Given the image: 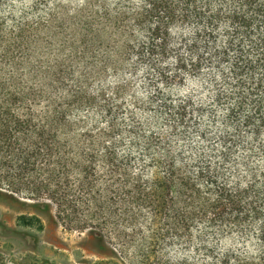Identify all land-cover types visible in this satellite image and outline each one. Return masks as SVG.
I'll list each match as a JSON object with an SVG mask.
<instances>
[{"label":"trees","instance_id":"obj_1","mask_svg":"<svg viewBox=\"0 0 264 264\" xmlns=\"http://www.w3.org/2000/svg\"><path fill=\"white\" fill-rule=\"evenodd\" d=\"M116 1L82 0L70 9L31 0L5 11L0 0V180L38 175L35 202L47 195L87 207L99 221H114L129 243L144 212L146 245L253 236L250 254L202 248L211 264H264V0ZM182 26L191 30L189 40L180 38L188 59L176 53V70L193 80L203 77L204 64L223 72L215 101L225 97L230 107L215 156L176 146L187 141L189 108L199 114L200 107L164 99L155 108L124 93L132 54L157 69L155 55H176L171 32ZM159 70L166 86L177 80ZM197 126L204 145L206 130ZM232 162V178H223ZM69 180L83 202L75 203ZM6 187L0 191H19ZM88 230L106 240L95 224Z\"/></svg>","mask_w":264,"mask_h":264},{"label":"rangeland","instance_id":"obj_2","mask_svg":"<svg viewBox=\"0 0 264 264\" xmlns=\"http://www.w3.org/2000/svg\"><path fill=\"white\" fill-rule=\"evenodd\" d=\"M56 1L63 2L73 9L82 0H45L47 7H53L52 4ZM30 2L31 0H4L3 8L7 11L12 6L11 8L15 7L19 11ZM138 2L140 1L134 0L133 4ZM186 28L189 27H177L171 32L173 50L183 59H188V56L180 38L184 34L189 40L188 33L191 31L185 30ZM177 54L167 59L155 55L153 58L157 66L155 70L154 67L149 68L146 62H141L136 53L132 54L128 66L122 71V83L130 85L124 93L128 102L133 98L143 103L153 101L155 108L160 106L164 99L173 106L189 101L193 109L200 107L202 112L199 114L192 113L189 108L187 112L189 123L186 124L189 134L187 141L176 146L180 150L183 146L186 148L196 146L197 152L206 151L208 156H215L212 151L213 149L215 153L220 151L218 134L226 128L227 109L230 107V101L225 97L220 103L215 101V92L221 84L223 85V72L204 64L203 77L193 80L192 76H189V71L176 70L174 58ZM159 69L169 78L176 74L177 80L166 86L159 76ZM194 124H199V127L206 130L207 138L204 145L199 138L201 131L198 126L194 128ZM168 132V129H164L165 135ZM182 152L188 153L189 150L183 149ZM243 154L242 148L236 152V156L239 157ZM258 161L261 160L257 157L252 163L258 165ZM234 165L232 162L224 167L223 178L229 180L232 178ZM39 178L38 175H34L32 180H0V190H7L6 186H14L12 188L19 190L13 195L0 191V264H211L202 248L203 244L210 246L216 256L226 250L239 255L256 251L253 236L249 239L237 234H209L204 236L203 241L196 240L190 244L170 240L159 245L157 242L154 246L146 245L142 239L147 236L145 233V221L149 218L147 212L143 213L141 233L137 235L134 243H129L122 229L114 225V221L109 223L99 221L87 207L74 208L70 202L64 204L61 198L51 201L47 195L41 197L39 202H35L39 199L35 189L38 188L37 182L42 181ZM103 181L121 185L116 180ZM68 187L72 190L75 203L84 201L75 180H69ZM56 191L60 195L59 189ZM46 204L49 207H46ZM86 220L87 227L83 229ZM25 221H29L30 225H25ZM92 224L104 231L105 241L88 230V225Z\"/></svg>","mask_w":264,"mask_h":264}]
</instances>
